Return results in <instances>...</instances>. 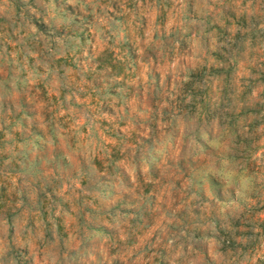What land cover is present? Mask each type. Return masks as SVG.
<instances>
[{"label":"rangeland","instance_id":"1","mask_svg":"<svg viewBox=\"0 0 264 264\" xmlns=\"http://www.w3.org/2000/svg\"><path fill=\"white\" fill-rule=\"evenodd\" d=\"M262 62L264 0H0V264H255Z\"/></svg>","mask_w":264,"mask_h":264},{"label":"trees","instance_id":"2","mask_svg":"<svg viewBox=\"0 0 264 264\" xmlns=\"http://www.w3.org/2000/svg\"><path fill=\"white\" fill-rule=\"evenodd\" d=\"M262 63L263 66L260 68L259 64ZM262 63L251 66L254 76H251L250 80L259 82L258 86L250 87L248 98L235 102L227 115L231 119L230 125L238 139L237 142L247 153V164L252 165L251 170L264 180V62ZM259 87L261 90H256ZM252 198L256 204L264 203V192H259ZM260 227H264V222ZM255 264H264V256Z\"/></svg>","mask_w":264,"mask_h":264}]
</instances>
